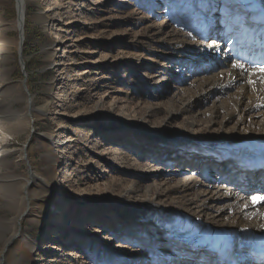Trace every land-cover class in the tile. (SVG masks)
Wrapping results in <instances>:
<instances>
[{
	"label": "rangeland",
	"instance_id": "374dc122",
	"mask_svg": "<svg viewBox=\"0 0 264 264\" xmlns=\"http://www.w3.org/2000/svg\"><path fill=\"white\" fill-rule=\"evenodd\" d=\"M0 1L3 18L12 23L16 0ZM228 1L28 0L22 50L13 48L8 65L11 89L1 80L0 64V115L8 132L6 163L0 166V264L2 257V264H154L169 251L166 239L132 224L111 203L134 183L157 190L153 199L163 207L187 210L179 215L187 223L201 220L188 209L195 211L207 198L212 220L220 217L216 224L200 223L226 230L222 225L244 209L243 199H223L238 187L236 177L221 180L223 164L203 165L201 157L186 154L192 144L181 138L187 129L180 117H167L159 107L150 118L123 104L158 105L173 98L179 108L183 99L178 98L196 94V77L219 76L231 62L227 52L237 39L239 15L222 42L203 45L206 52L218 49L213 61L200 47L172 51L175 37L168 32L183 29L184 13L204 17V32H222ZM19 36L8 28L10 39ZM246 85L239 80L222 93L209 90L195 97L191 114L212 135L231 131L238 117L228 120L216 108L236 100V91ZM260 110L246 111L247 120L263 121L264 107ZM215 112L216 123L208 124ZM199 129L191 131L203 141ZM194 182L198 185L187 192L173 191ZM243 186L244 198L262 193L259 186ZM66 251L73 255L66 257ZM171 252L173 263L188 264L181 252Z\"/></svg>",
	"mask_w": 264,
	"mask_h": 264
},
{
	"label": "bare ground",
	"instance_id": "6f19581e",
	"mask_svg": "<svg viewBox=\"0 0 264 264\" xmlns=\"http://www.w3.org/2000/svg\"><path fill=\"white\" fill-rule=\"evenodd\" d=\"M27 4L28 0H16L17 18L12 23H8L3 18V8L5 4L0 1V64L3 65L1 69V80L5 88L9 87L11 89L12 86L9 85L10 83L8 82V76L10 74L8 65L13 56V48L18 47L19 51H21L24 43L23 28L25 25ZM184 4L185 3L182 5ZM248 9L247 0L240 3L229 0L227 6L224 7L222 11L226 13L224 18L226 19L225 26L223 25V29L221 28L222 32H215L212 28L204 32L202 26L206 23L204 22L206 19H204V17L199 18L197 15L191 13H184L180 16L181 22L179 26L183 28L180 30L181 32L179 31L178 33L173 31L174 34L170 33L172 32L171 30L168 32V36L175 37L171 38L172 40L170 39L173 42L171 46L172 51L182 49L186 52H193L199 47L201 51H203V45L213 44L215 39H217L216 42L219 43L223 41L224 34L227 33L228 28L236 22L235 16L239 15V17L243 19L241 27L236 31L237 39H234V41L230 43L231 46L227 52L231 62L226 65L224 71H220V75L217 77L214 76L215 74H208L207 77L202 78L196 77V81L198 80L200 82L197 92L195 95L194 93H187V97L181 96L178 98V100L183 99V101H186V103L182 101L183 105L181 107L177 108L175 106L178 101L174 102L173 98H170L167 102H160L158 105L131 101H126L123 104L124 107L135 109L136 112L142 116L151 114L150 118L155 117L154 115L156 114L154 112L159 111V107L168 112L167 117H180V120L178 119L180 121L179 124L187 129L185 131L186 134L181 138L185 141V144H192L191 149H188L191 153L186 154L199 156V158L201 157L200 162L203 165L207 164V162H215L218 165L223 164L222 168L218 167L219 178L221 180H227L233 175L239 183L236 184L238 187L231 189L234 190V192L225 193L223 199H230L233 202L244 200L241 203V205H244L242 206L244 209L241 212H237V215L233 217L230 223L222 225L226 227V230H220L210 227L206 223H200V221H206L211 224V222L213 223L216 221V224L219 220L218 217H220V215H218L215 217V220H212L214 216H210L208 213L210 207L207 206V198L199 201V205L196 206L195 211L188 209L189 214L197 213L201 220H189L187 223V220H182L180 218L181 216H179L184 212L187 213V210L179 211L174 208L163 207V205L158 202L157 198L156 200L153 199L154 196L157 197L160 195L159 193H155L157 190H153L148 184L134 183L131 189H128V191L126 189L117 199L111 200V203H113V207L120 210L121 214L123 213L122 216L126 220H130L132 224L141 226L149 231L152 229L163 239H166L164 243H166L168 248L170 247L169 251H166L167 253L163 255V257L155 259L154 264H177L173 263V260H169V257H167L172 254L171 249L181 252L182 254H180L181 256H179V258L183 257L182 259H185L188 264H218L216 258L195 245L197 240L202 238V233L206 231H241L251 236L252 234L264 232V203L253 205L251 199L253 196L244 198L239 191L241 189L240 186H242L245 191L246 189L243 185L248 184V186L250 185L248 188L259 186L262 193H258L257 195H264V157L259 155V152H250V147L253 144H264V120L260 123L254 121L249 122L246 118L247 113H245L246 111L254 113V111H259L264 107V73L260 71L261 67L258 66V62L264 60V23L258 26L254 25ZM221 26L222 23L220 24V27ZM9 27L20 34L19 39L13 40L8 37ZM216 51H218V49H215L214 53H211V51L203 52L204 54L207 53V59H209V56H212L211 61H213V55H215ZM239 80H246L247 85L236 91V100H229V102L223 101L216 108L217 110L221 107L223 115L226 116V118L228 117V120L238 117L235 123L236 128L220 136L210 134L208 128L203 126L205 122H202L198 117L191 114L193 105L197 100V98L196 100L194 98L207 93L209 90L222 93L227 88H232L233 84ZM152 96L154 97V93L151 97ZM25 101L29 106V110H32L34 102L31 96H27ZM101 105L102 101L99 99L95 106L100 108L102 107ZM215 116H218V113L215 112L211 114V116L209 115L207 119L209 120L208 124L216 123L215 120L213 121ZM214 119H216V117ZM5 121L7 120L3 119V116L0 115V166H4L6 163V154H8L6 148L8 132ZM198 125H200V132L204 134L203 141L196 139V136L191 131L192 128ZM242 130L246 132L242 133ZM248 152H250V154H248ZM195 185L198 184L194 182L192 186L175 185L173 188L174 190H172L177 193L187 192V189L190 190ZM168 188L169 187H167V189ZM243 189L241 190L243 191ZM206 192L207 190L204 191V193ZM220 199L222 198H218V201ZM223 208L224 205L221 207L219 206L217 214H219V211L221 212ZM215 209L218 208L216 207ZM246 222L249 224V226L246 225V227L250 228L244 227ZM193 235L197 236L194 240L191 239ZM236 250L241 258L253 261L250 250L246 248L245 245L237 244ZM66 252V257L73 255L70 251ZM80 263L84 264V262Z\"/></svg>",
	"mask_w": 264,
	"mask_h": 264
},
{
	"label": "snow or ice",
	"instance_id": "6c2138e0",
	"mask_svg": "<svg viewBox=\"0 0 264 264\" xmlns=\"http://www.w3.org/2000/svg\"><path fill=\"white\" fill-rule=\"evenodd\" d=\"M262 73H264V67L260 69ZM253 205H258L260 203H264V195H255L252 198Z\"/></svg>",
	"mask_w": 264,
	"mask_h": 264
},
{
	"label": "water",
	"instance_id": "95a60500",
	"mask_svg": "<svg viewBox=\"0 0 264 264\" xmlns=\"http://www.w3.org/2000/svg\"><path fill=\"white\" fill-rule=\"evenodd\" d=\"M20 59H21V63H22V66H23V62H22V57H21V55H20ZM3 263V257H2V262H1V264Z\"/></svg>",
	"mask_w": 264,
	"mask_h": 264
}]
</instances>
